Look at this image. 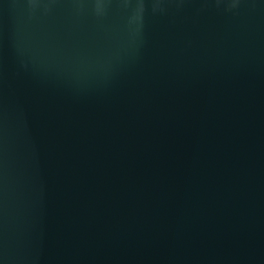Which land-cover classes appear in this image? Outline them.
<instances>
[{
    "label": "water",
    "instance_id": "1",
    "mask_svg": "<svg viewBox=\"0 0 264 264\" xmlns=\"http://www.w3.org/2000/svg\"><path fill=\"white\" fill-rule=\"evenodd\" d=\"M0 264H264V0H0Z\"/></svg>",
    "mask_w": 264,
    "mask_h": 264
}]
</instances>
